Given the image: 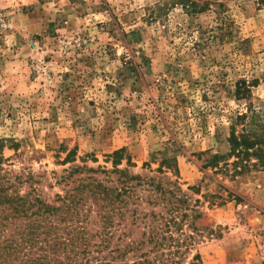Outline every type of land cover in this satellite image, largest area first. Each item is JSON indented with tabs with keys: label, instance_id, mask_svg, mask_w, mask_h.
I'll use <instances>...</instances> for the list:
<instances>
[{
	"label": "rangeland",
	"instance_id": "obj_1",
	"mask_svg": "<svg viewBox=\"0 0 264 264\" xmlns=\"http://www.w3.org/2000/svg\"><path fill=\"white\" fill-rule=\"evenodd\" d=\"M219 1L189 13L173 0H0V155L3 172L33 176L21 193L35 187L58 204L75 185L59 179L76 164L109 185L116 174L104 172L113 169L107 156L121 147L142 175H160L162 158L175 157L179 176L167 174L190 197L189 213H201L193 220L200 231L191 218L174 229L176 242L158 252L176 251L177 262L154 264H264V170L203 167L229 151L239 113L264 119V5ZM241 80L247 97L237 94ZM71 151L76 160L63 163ZM89 205L96 232L100 210ZM127 223L132 232L116 225L103 249L141 237L143 227Z\"/></svg>",
	"mask_w": 264,
	"mask_h": 264
},
{
	"label": "trees",
	"instance_id": "obj_2",
	"mask_svg": "<svg viewBox=\"0 0 264 264\" xmlns=\"http://www.w3.org/2000/svg\"><path fill=\"white\" fill-rule=\"evenodd\" d=\"M173 2L181 4L189 13H199L210 6H224L219 0ZM259 3L264 5V0H259ZM159 9L163 10L161 5ZM250 91L245 80L238 83V95L247 97ZM227 140L229 151L210 155L204 168L233 170L232 175L252 169L264 170V119H260L259 113L254 109L239 113L229 126ZM158 153L152 154L144 165L150 166V162L157 160ZM75 157L76 153L71 151L63 163L75 161ZM107 157L113 169L104 172L116 174L114 181L109 180L107 185L88 174L97 172V169L86 164L73 165L66 170L67 174L61 176L59 183L68 184L72 179L75 185L64 195L58 194V204H51L39 195L35 187L21 193L23 183L32 184L33 176L25 179L17 175L13 178L9 172H3V156L0 155V264H113V260L120 258L127 264L126 257L130 253L136 257L132 264H154L157 260L177 262L173 257L176 251L167 254L158 251L176 242L174 229L182 231L190 218L188 226L198 234L200 228L193 220L201 216L194 209V215L189 213L190 197L183 191L178 179H172L167 174L172 171L179 176L177 159L164 156L156 169L160 175H142L130 170L134 163L126 147L114 150ZM124 160L127 166L121 167ZM78 173L86 175L75 177ZM230 197L241 200L232 192ZM89 201H93L100 210L97 216L100 217L101 228L96 232L91 230L98 224L92 219L93 206L85 207ZM144 204L158 207V210L146 211ZM117 218L120 221L116 222ZM127 219H131L132 226L143 227L141 237H130L125 247L118 246L111 251L103 249L109 243L111 229L116 225H124V235L125 229L132 232ZM96 237L101 241L98 242ZM148 243L154 246L144 251L143 247ZM153 252L155 254L151 257ZM180 252L178 250L177 254Z\"/></svg>",
	"mask_w": 264,
	"mask_h": 264
}]
</instances>
